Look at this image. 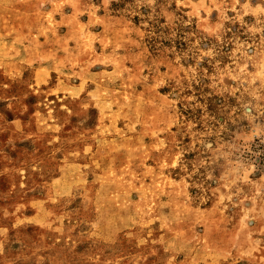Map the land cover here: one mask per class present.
Returning <instances> with one entry per match:
<instances>
[{"label":"rangeland","instance_id":"obj_1","mask_svg":"<svg viewBox=\"0 0 264 264\" xmlns=\"http://www.w3.org/2000/svg\"><path fill=\"white\" fill-rule=\"evenodd\" d=\"M0 264H264V0H0Z\"/></svg>","mask_w":264,"mask_h":264}]
</instances>
